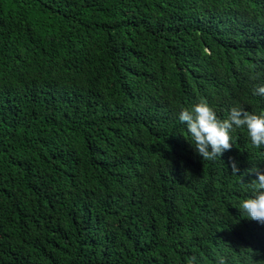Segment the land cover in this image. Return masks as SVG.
I'll return each instance as SVG.
<instances>
[{
    "label": "trees",
    "instance_id": "16d2710c",
    "mask_svg": "<svg viewBox=\"0 0 264 264\" xmlns=\"http://www.w3.org/2000/svg\"><path fill=\"white\" fill-rule=\"evenodd\" d=\"M258 86L264 0H0V264H264V146L203 160L179 120Z\"/></svg>",
    "mask_w": 264,
    "mask_h": 264
},
{
    "label": "clouds",
    "instance_id": "9594fccd",
    "mask_svg": "<svg viewBox=\"0 0 264 264\" xmlns=\"http://www.w3.org/2000/svg\"><path fill=\"white\" fill-rule=\"evenodd\" d=\"M254 95H264V86H258ZM179 120L187 127L192 139L194 151L203 160L213 161L225 152L231 150L232 136L235 128L246 127L251 143L256 148L264 146V112L250 113L242 107H232L227 119H219L214 109L205 100L195 104L191 110L182 108ZM232 174L237 175L240 169L230 158ZM256 179L248 183L252 195L240 202L239 209L246 217L264 224V172L255 167L248 169ZM238 176V175H237ZM195 257L190 258L189 264H195ZM223 264V260L220 261Z\"/></svg>",
    "mask_w": 264,
    "mask_h": 264
}]
</instances>
